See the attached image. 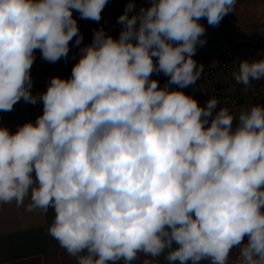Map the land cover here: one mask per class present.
I'll return each instance as SVG.
<instances>
[{"label": "clouds", "instance_id": "1", "mask_svg": "<svg viewBox=\"0 0 264 264\" xmlns=\"http://www.w3.org/2000/svg\"><path fill=\"white\" fill-rule=\"evenodd\" d=\"M108 3L0 0V112L43 105L0 125V205L54 210L48 235L75 264H264V105L183 91L204 72L201 21L218 27L237 0H128L119 36L94 29L81 47L73 12L99 22ZM71 46L70 76L34 95L36 50L56 63ZM232 78L247 91L264 58Z\"/></svg>", "mask_w": 264, "mask_h": 264}, {"label": "crops", "instance_id": "2", "mask_svg": "<svg viewBox=\"0 0 264 264\" xmlns=\"http://www.w3.org/2000/svg\"><path fill=\"white\" fill-rule=\"evenodd\" d=\"M135 2L137 7L146 4V0H135ZM127 3L128 0H109L99 22L80 19L79 14L74 11L73 15L84 37L81 47L89 44L93 30L101 27L114 37H118L121 25L117 23V18L124 11ZM259 14L264 17V0H237L235 11L225 16L218 27H210L206 19L202 20L206 27L207 43L205 45L215 41L220 36L215 38V34L220 32L222 35L232 32L256 33L264 39L263 25L254 22ZM74 43L73 40L71 44L74 45ZM72 50L79 58V48L72 46ZM35 56L31 69L34 95L44 92L48 81L53 76L69 77L75 64L71 47L68 59H61L56 63L43 60L39 50H36ZM153 78L158 79L156 74H153ZM42 111V103L31 105L21 100L14 106L13 111L0 112V125L15 132L18 125L26 121L34 122ZM53 218L54 210L52 209H49L47 214L29 213L23 208L16 207L14 202L0 205V264H75L74 258L70 257L60 248L58 242L48 235L47 228ZM161 264H165L163 259Z\"/></svg>", "mask_w": 264, "mask_h": 264}, {"label": "built area", "instance_id": "3", "mask_svg": "<svg viewBox=\"0 0 264 264\" xmlns=\"http://www.w3.org/2000/svg\"><path fill=\"white\" fill-rule=\"evenodd\" d=\"M257 21L264 24V17ZM262 58L264 39L258 34L232 32L220 35L211 44L198 47L194 59L205 66L204 72L196 85L183 91L193 95L201 106L215 96L221 102V107L228 106L234 112L257 103L264 105V80L253 81L252 86L245 91V86L232 78V72L240 60ZM167 79L161 74L157 80L163 86Z\"/></svg>", "mask_w": 264, "mask_h": 264}, {"label": "rangeland", "instance_id": "4", "mask_svg": "<svg viewBox=\"0 0 264 264\" xmlns=\"http://www.w3.org/2000/svg\"><path fill=\"white\" fill-rule=\"evenodd\" d=\"M261 17H262V14L257 15V16L255 17L254 22L256 21V23L261 24V25H263V27H264V24H262V23H260L259 21H257V19H258V18H261ZM224 34H226V33H224ZM218 35H222L221 32H220V33H217V35L215 34V38H216ZM161 74H162V73H161ZM161 74L157 75V77L159 78V76H160Z\"/></svg>", "mask_w": 264, "mask_h": 264}, {"label": "trees", "instance_id": "5", "mask_svg": "<svg viewBox=\"0 0 264 264\" xmlns=\"http://www.w3.org/2000/svg\"><path fill=\"white\" fill-rule=\"evenodd\" d=\"M71 45H72V44H71ZM71 53H72V55H73V58L75 59V63H76V61H77L78 57H76V56H75V54H74V52H73V50H72V46H71Z\"/></svg>", "mask_w": 264, "mask_h": 264}]
</instances>
